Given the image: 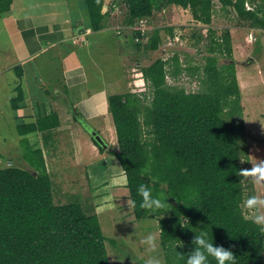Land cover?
<instances>
[{
  "label": "trees",
  "instance_id": "1",
  "mask_svg": "<svg viewBox=\"0 0 264 264\" xmlns=\"http://www.w3.org/2000/svg\"><path fill=\"white\" fill-rule=\"evenodd\" d=\"M218 1L223 8L231 7L241 20L249 21L251 28L264 32V0H248L252 4L249 10L245 8L247 0ZM12 2L0 0V14L8 11ZM83 2L87 26L102 29L107 15L101 13L104 1ZM120 2L127 26L151 18L157 4L188 9L192 19L203 26L212 22L213 0ZM221 36L207 46L214 56L207 57L203 67L205 91L186 92L167 83V76L176 79L192 70L182 67L175 54L168 60L157 58L141 69L149 94L108 97L118 151L106 153L117 158L124 172L130 202L136 201L135 206L131 203L135 219L157 222L161 264H186L192 238L202 229L215 245L231 249L238 264H264V231L244 212V201L251 195L245 191L251 188V180L239 171L246 169L242 161L248 163L249 148L228 30ZM160 42L159 33L154 32L136 49L155 51ZM220 56L231 62L216 66ZM16 70L21 73L20 67ZM20 100V94L11 100L13 110ZM58 125L57 115L50 113L34 123L18 125L17 132L25 135ZM20 145L27 168L0 169V264H110L105 243L120 248L116 240L103 235L93 208L80 201L56 202L42 151L32 149L24 138ZM141 183H148L154 194L170 195L167 202L172 206L155 213L142 208L136 193ZM124 255L130 259L128 253Z\"/></svg>",
  "mask_w": 264,
  "mask_h": 264
},
{
  "label": "crops",
  "instance_id": "2",
  "mask_svg": "<svg viewBox=\"0 0 264 264\" xmlns=\"http://www.w3.org/2000/svg\"><path fill=\"white\" fill-rule=\"evenodd\" d=\"M65 1L13 0L11 8L0 14V76H7L6 100L9 101L8 110L0 111V146H6L4 153L11 156L13 163L19 158L14 154H19L20 150L10 149L19 146L23 138L32 149L41 150L56 201H60V192L56 191L60 188L57 186L64 187L65 191L68 186H77L67 181L55 182L70 179L66 164L74 170H81L80 179L90 186L81 198L90 203L100 227L103 221H109L108 225L113 229L120 224L118 221L124 227L132 226L138 221L132 210L128 212L129 220L121 212L112 213L114 208L119 210L118 206L112 205L113 200H102L110 191L126 188L127 184L117 158L106 153L118 151L108 97L140 94L147 90L141 69L149 65L145 66L140 61L147 52L136 49L142 39L134 32L133 26L123 23V3L117 5L112 0H105L101 11L107 14L104 27L91 30L82 13L85 7L83 0H75L72 7ZM47 5L52 6L44 8ZM156 13L154 11L152 17ZM151 52L154 51H148ZM17 67L21 69L20 74ZM118 71H121L120 75ZM236 71L237 74L238 66ZM119 80L124 82L122 87L117 86ZM19 94L21 100L13 110L11 100ZM50 113L57 115V127L18 134V125L34 123ZM10 131L12 141L6 134ZM92 133L105 144V149L98 144L104 152L101 153L95 145ZM22 163L19 167L27 168L23 158ZM128 194L127 189V195L122 193V197L129 198ZM155 223V220L147 219L143 224L148 228L145 234L141 231L142 225L137 223L133 226L134 234L150 235L152 229L158 230ZM102 233L118 243L120 249L112 250L131 252L128 253L130 259L124 253H119L116 258L122 261L135 258L129 237L120 236L110 229ZM156 237L159 240V234Z\"/></svg>",
  "mask_w": 264,
  "mask_h": 264
},
{
  "label": "rangeland",
  "instance_id": "3",
  "mask_svg": "<svg viewBox=\"0 0 264 264\" xmlns=\"http://www.w3.org/2000/svg\"><path fill=\"white\" fill-rule=\"evenodd\" d=\"M103 1L105 3V0ZM113 1L117 5L122 4L120 0H112V2ZM46 2H48V0H45V3ZM65 2L72 7L76 1L66 0ZM51 6L52 5H47L44 6V8H51ZM154 11L158 13L149 18V34L146 37H139L142 39L141 44L144 45L154 32H158L161 37V42L157 50L151 53L147 52L146 57H140V61L146 66L150 65L157 58L168 60L175 54L178 55L180 63L183 64L182 67H191L192 70L182 72L176 79L167 76L166 81L169 85L183 88L186 92L205 91L206 87H204L202 80L206 75L203 67L206 64V58L213 55L207 51V46L213 45L217 40L219 41L222 38L221 35L228 30L231 39L232 61L234 62L235 72H237L236 67L238 66L236 80L240 93V105L242 107L241 118L244 123L246 141L249 148L248 163L244 164V162H242V165L246 169L251 168L256 160L264 159V32L259 29L251 28L249 26V21L241 20L231 7L223 8L218 0H213L212 22L208 26H203L201 23L196 22L192 19L188 9H183L178 6H162L161 4H157ZM115 12L121 15L118 11ZM167 29H171L172 34L168 33ZM178 35H180V37L175 40ZM120 48L122 49L123 47ZM230 62V60L220 56L217 59L216 66L220 67ZM1 63L2 60L0 58V64ZM194 67H198V69L195 70ZM120 73L121 71H118V75H120ZM6 77V75L0 76V111L4 112L8 110L9 103V101L6 100ZM123 85L124 82L119 80L117 86L122 87ZM140 94L144 96V94H149V91L143 90ZM148 99L149 98H147V100ZM6 134L9 137V141H12V132L10 131ZM5 148L6 146H0V169L6 168L7 166H21L23 164V149L21 145L10 149L20 150L19 154H14L17 155L20 160L19 158L16 160L14 159V163L11 156L4 153ZM65 169L70 179L64 178L55 182L60 183L67 181V183H75L77 186H68L66 191L64 187L57 186L60 188V190L56 189L57 192H60L58 195L60 196V201H64L61 203L72 200L71 202L74 203L80 201L83 205L87 204L85 207L91 206L90 203L81 198V195H86L90 188L89 185H86L85 180L80 179L82 178L81 170H74L68 164H66ZM250 180L251 188H247L245 193L264 198V182L257 183L251 177ZM126 188H116L114 192L110 191L109 195H104L102 200L103 202L113 200L114 204L112 205L118 206L119 210H115L114 208L112 213L117 214V212H121L125 218H129L128 212L132 210V208H130V198L124 199L122 197V193L123 196L127 195ZM123 189H125L126 192ZM77 194L78 196H76ZM261 211H264V209H261ZM244 212L248 217L253 215L252 210L248 209L245 204ZM129 220H131V218H129ZM146 222L147 220L145 219L137 221L136 224L132 226L126 225L127 227H124L122 222L118 221L120 224L114 229L111 225H108L110 224L109 221H103L101 223V231L110 229L111 232L117 231L120 236L125 238L129 237L133 249L132 252L135 257L130 261H122L116 258V255L119 253L125 254L131 252L125 250L114 251L111 245L106 242L105 245L107 246L110 264H145V262L154 255L160 259L161 263L163 262L162 248L156 237V234H159L157 229H152V233L150 234L154 239L156 245L155 249L146 242L147 236L134 234L135 227L133 226L137 225V223L142 225L141 231L144 234L147 233V225H143ZM149 226L152 228L150 224ZM153 231H155L156 234ZM104 235L109 237L105 232Z\"/></svg>",
  "mask_w": 264,
  "mask_h": 264
},
{
  "label": "clouds",
  "instance_id": "4",
  "mask_svg": "<svg viewBox=\"0 0 264 264\" xmlns=\"http://www.w3.org/2000/svg\"><path fill=\"white\" fill-rule=\"evenodd\" d=\"M239 172L241 175L251 177L257 183L264 182V159L256 160L251 168L241 169ZM136 193L141 197L140 206L152 213L163 212L171 205L167 202V198L170 195L164 192L154 194L148 183L139 184L136 188ZM131 203L135 206V199ZM244 204L253 212V215L250 216L251 222L264 231V211H261V209H264V198L250 195L244 201ZM146 242L153 249L156 248L151 235L146 237ZM192 245L193 248L186 257V264H211L210 258L215 260V264H238V257L234 255L233 251L229 248L215 245L206 230L202 229L198 233L195 232L192 238ZM145 264H161V261L154 255Z\"/></svg>",
  "mask_w": 264,
  "mask_h": 264
},
{
  "label": "built area",
  "instance_id": "5",
  "mask_svg": "<svg viewBox=\"0 0 264 264\" xmlns=\"http://www.w3.org/2000/svg\"><path fill=\"white\" fill-rule=\"evenodd\" d=\"M245 8L247 10L252 8V4L247 0L245 2ZM133 30L135 33H138L141 37H146L149 34L150 27H149V19L147 18H141L135 21L133 25ZM180 35H178L176 39H178Z\"/></svg>",
  "mask_w": 264,
  "mask_h": 264
},
{
  "label": "water",
  "instance_id": "6",
  "mask_svg": "<svg viewBox=\"0 0 264 264\" xmlns=\"http://www.w3.org/2000/svg\"><path fill=\"white\" fill-rule=\"evenodd\" d=\"M92 135H93L95 141H96L100 146H102V147L105 149L106 146H105V144L103 143V141H102L97 135H95L94 133H92Z\"/></svg>",
  "mask_w": 264,
  "mask_h": 264
}]
</instances>
